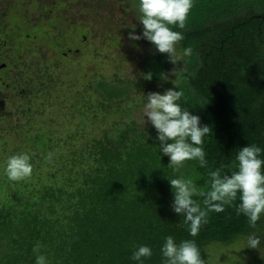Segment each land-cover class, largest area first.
I'll return each instance as SVG.
<instances>
[{"label":"trees","instance_id":"obj_1","mask_svg":"<svg viewBox=\"0 0 264 264\" xmlns=\"http://www.w3.org/2000/svg\"><path fill=\"white\" fill-rule=\"evenodd\" d=\"M55 1L57 5L50 0L16 1L9 6V29L0 26V85L9 92L0 103V264H35L32 249L37 242L43 245L41 252L50 264H136L130 257L140 245L153 252L143 264H165L160 249L166 236L177 244L194 240L204 264H264V217L255 227L250 226L243 214H237V197L231 206L224 205L223 212H209L208 222L192 237L172 209L174 194L169 182L190 179L198 191L206 192L210 171L220 169L231 176L238 170L235 156L239 149L256 145L264 150V41L252 39L231 59L224 58L219 67L210 69L205 62L206 70L199 72L162 73L163 91L187 82L191 100L204 101L197 116L201 125L211 129L203 144L207 166L186 161L182 168L174 169L168 167L169 157L159 151L156 129L143 119L141 111L138 116L136 112L148 95L143 91L144 81L149 82L145 68L150 61L168 59L165 54L144 56L142 68L132 72L119 70L118 61L111 63V69H99L101 77L81 65L79 86L62 78L46 81L34 69L29 73L38 77L34 88L29 78L24 85L9 80L21 75L13 58L20 60L17 56L31 51L34 43L31 39L22 46L21 54L16 52L21 45L12 47L9 42L15 36L12 28L18 26L13 19L44 22L48 39L40 43L47 46L56 31L63 34L66 24L71 25L65 12H56L58 4L67 2ZM84 1L81 12L106 13L107 18L118 17L120 26H125L122 14L128 0ZM117 2L123 8L115 6ZM28 3L32 4L30 17L18 14ZM263 17L248 18L246 23L261 22ZM181 33L180 50H199L208 37V32ZM33 38L39 42L36 35ZM60 45L57 41L56 46ZM8 46L11 51L4 53ZM79 47L75 51L80 52ZM38 50L34 49L37 56L41 54ZM216 54L213 62L219 58ZM74 62H68V70ZM20 152L30 155L33 173L13 186L3 167L9 156ZM194 199L202 201L203 197ZM249 233L258 235L261 246L234 257L238 246L247 247L244 238ZM222 253V262L217 263V254Z\"/></svg>","mask_w":264,"mask_h":264},{"label":"rangeland","instance_id":"obj_2","mask_svg":"<svg viewBox=\"0 0 264 264\" xmlns=\"http://www.w3.org/2000/svg\"><path fill=\"white\" fill-rule=\"evenodd\" d=\"M16 1L18 2L19 0H0V26H3L5 29H9L7 27H10L8 25V18L12 10L9 9V6ZM60 1H65L67 4L71 3V5L67 7V4H58L60 8L56 11L57 13L65 12V14L68 15L71 25L68 26V24H66V30L63 34L61 31H56V37L50 42L47 41V46L40 43L48 39V32L44 22L35 24L37 20L27 22L23 18L17 22V18L13 19V22L17 23L18 26L12 28L11 34H15V36H12L11 38L14 40L9 39V42L12 47L13 45L16 47H20L21 45V48L16 52L21 54L24 45H27L29 40H34V43L31 45L29 44L32 48L31 51L27 50L25 54L17 56L21 61L13 58L15 61L14 63L18 65L15 69H17L18 74L21 75H18L16 78L10 77L9 80L15 81L17 85L18 83L24 85V82L29 78L32 83V88H34V84H38V77L36 74H29L31 69H34L35 72H37L39 76L45 78L46 81L49 79L55 81L62 78L68 81V83L79 86L81 77L79 70L81 65L85 64V69L93 71V75H100L99 72H102L99 70L100 68L105 69L110 67L111 69V63L116 64L118 61L119 70L132 72V70L136 71V68H142L141 64L144 56L164 55L159 53L146 39L142 38L135 41L134 44L132 40L129 39L130 33L141 36L143 33V25L138 21L140 15L138 0H128L126 7L127 11L122 14V18H125L124 22H126V24L124 23V27L120 26L121 22L118 17H113L111 20V18L106 17V13H104V16H97V14L93 15L92 13L81 12L80 9L82 6L85 7L87 3L84 0ZM50 2L52 5H57L55 4V0H50ZM31 5V3H28L27 8H21L17 13L30 17L29 8ZM115 6L123 8L121 2L115 3ZM113 11L117 12L119 10L114 8ZM56 15L59 16V14ZM258 15H264V0H194L185 27L183 29L175 28L174 30L179 32L191 30L196 31L200 35H203L204 32H208V37L204 39L205 42L202 43L199 50L192 51L191 56L185 57L178 65H173L167 58H164L162 61H150L145 69H147L146 75L151 73L152 79L148 80L149 82L144 81V93L163 94L168 89H172L168 88L164 91L162 90L163 82H159V80H162L160 79L162 73L173 75L174 69H178V71L179 69H183V71L187 73L199 72L201 70H206L204 68L205 62H207L208 68L210 69H212V67H219L223 64L224 58L229 57L231 59L244 47L250 45L252 39L254 40L259 37L264 41V17L261 22H256L255 19L249 24L246 23V19H252ZM118 16L121 15L118 14ZM88 22H93V24L90 25ZM133 24L135 26H133ZM26 33L32 36V38L25 36ZM34 35H36L39 42L35 41V38H33ZM6 36L7 35H4V38H6ZM56 40L61 42L60 46H56ZM2 43L3 45L5 44L3 41ZM78 44H80V52L75 51ZM61 48L63 49L61 50ZM34 49H39L38 51L41 52V54L37 56ZM220 50H223L224 57L222 54L220 55ZM9 51H11L9 46L4 49V53H8ZM213 51L218 53L220 58L215 60V62H213L212 57L217 56V54L215 53V55L211 56ZM64 52H69V54L67 56L64 55L66 56L64 57ZM165 55L168 56V54ZM12 57L13 56H11V58ZM69 61L76 62H74L68 70L67 66ZM1 67L4 66L1 65ZM26 68L27 70L25 71ZM152 81L155 82L153 83ZM175 84L176 83H174V85ZM186 84L187 82H182L181 85L179 84L180 86L173 88V90H185L183 91L180 103L184 102L186 105L184 108L193 115H197L200 109L205 107L204 101L198 99V101L194 102V98L191 100L193 93ZM7 94H9L8 90L0 85V103L4 100L3 96ZM137 111V116L140 114V111L143 115V108L136 110V112ZM143 119L148 120L147 117ZM238 249L234 251V257L246 251L247 248L245 245H240ZM223 255V253L217 254V263L222 262L221 259ZM230 257H233V255Z\"/></svg>","mask_w":264,"mask_h":264},{"label":"clouds","instance_id":"obj_3","mask_svg":"<svg viewBox=\"0 0 264 264\" xmlns=\"http://www.w3.org/2000/svg\"><path fill=\"white\" fill-rule=\"evenodd\" d=\"M193 3L194 0H138V21L143 25V33L142 36L130 33L129 39H146L159 53L168 54L170 63L178 65L185 57L191 56L192 49L187 47L180 50L179 42L184 37L174 29L185 27ZM177 71L174 69L173 75L176 76ZM145 79L151 80V73ZM182 96V91L173 89L163 94L149 93L147 97L144 96L143 118L147 117L156 129V138L161 142L159 151L170 160L168 167L179 169L186 161H198L200 167H206L208 162L203 144L211 129L201 125L200 117L182 106ZM262 151L256 145L239 149L235 156L238 170L232 172L231 176L222 174L220 169L210 171V185L206 192L198 191L190 179H169L174 194L172 209L182 217L190 236L198 235L202 225L208 222L209 212H223L224 205L231 206L237 197L240 201L236 205L237 214H243L250 226L255 227L264 217ZM3 173L13 186L15 182L30 178L33 173L30 155L20 152L9 156ZM194 196H201L203 200L194 199ZM244 239L246 248L257 249L261 246V240L255 233L247 234ZM42 247L39 242L33 246L35 264H50L48 257L41 252ZM160 251L165 264H204L194 240H183L177 244L172 236H166ZM152 255L149 246L140 245L132 252L130 260L143 264L144 259Z\"/></svg>","mask_w":264,"mask_h":264}]
</instances>
